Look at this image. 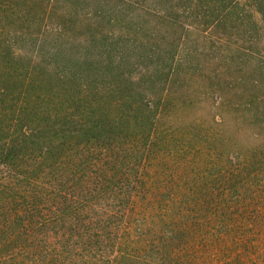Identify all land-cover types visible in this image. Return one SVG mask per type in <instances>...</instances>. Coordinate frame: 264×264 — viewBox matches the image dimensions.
<instances>
[{
	"label": "trees",
	"instance_id": "trees-1",
	"mask_svg": "<svg viewBox=\"0 0 264 264\" xmlns=\"http://www.w3.org/2000/svg\"><path fill=\"white\" fill-rule=\"evenodd\" d=\"M257 190L264 0H0V264H246Z\"/></svg>",
	"mask_w": 264,
	"mask_h": 264
},
{
	"label": "rangeland",
	"instance_id": "rangeland-1",
	"mask_svg": "<svg viewBox=\"0 0 264 264\" xmlns=\"http://www.w3.org/2000/svg\"><path fill=\"white\" fill-rule=\"evenodd\" d=\"M203 57L201 58V62H205L207 59V54L202 55ZM217 54L215 53H210V57H216ZM209 57V56H208ZM224 60V59H223ZM218 63L216 64V72L222 71L223 73L219 75V79L221 81L222 86H226L228 84V79H230L235 86H238V84L241 82L239 77V74L236 72H233L232 70L228 69L226 66L225 60L224 64L223 62L220 61V59H217ZM208 63V61L206 62ZM207 72H211V68H207ZM206 87L204 85H200L199 82H197L195 85L192 86V98L197 102V106L192 109V113H201L203 111H206V101L205 103H202L203 100L206 99H211V96H209V91L203 90V88ZM236 100L237 98L232 96L231 100L233 101ZM194 165V163H192ZM163 164H159L160 170L163 172L162 174L165 173V167H163ZM153 170V167L151 168ZM161 174V173H160ZM258 192V190H257ZM257 196L255 197L254 202L258 203L259 205H252V208H256L257 210L262 209L260 211V215L253 217L252 219L247 218V221L244 220L243 225H237L238 230L244 229L245 231H242L241 238L245 241V247L244 248H250L249 251L252 253L251 255H245V260L248 261L246 264H264V192L259 191ZM201 251V250H200ZM248 252V251H247ZM245 251V253L247 254ZM216 254V255H215ZM213 258H209L207 261H205V264H220V262L225 261L226 264H240L233 260L232 263L229 261L228 254H224L221 252H216L213 251L211 254ZM245 262V261H244ZM244 264V263H243Z\"/></svg>",
	"mask_w": 264,
	"mask_h": 264
}]
</instances>
